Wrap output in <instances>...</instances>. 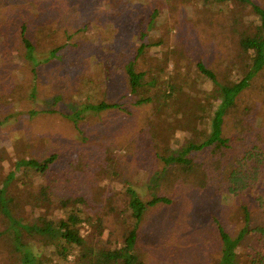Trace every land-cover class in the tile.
Returning <instances> with one entry per match:
<instances>
[{"label":"trees","instance_id":"1","mask_svg":"<svg viewBox=\"0 0 264 264\" xmlns=\"http://www.w3.org/2000/svg\"><path fill=\"white\" fill-rule=\"evenodd\" d=\"M89 1L96 0H88L83 6ZM188 1L192 12L199 18L204 35L186 32L189 24L177 10ZM101 2L115 8L112 12L114 16L109 13L103 21L113 25L110 32L113 31V43L118 48L112 46L108 59L120 60L121 64L116 68L119 77L123 78L125 93L119 101L103 98L95 102L86 100L72 112L60 111L53 105L43 110L31 109L29 114L33 116L40 111L61 113L73 122L77 139L83 144L85 141L100 142L94 137L98 136L99 128L96 133L92 130L100 126L103 119L101 122L100 118L90 116V111L128 110V106H124L127 104L148 107L144 115L137 116L133 122L123 118L122 123L143 129L137 136L136 149L141 140L145 145L137 161L146 165L153 163L155 169L149 170L147 177L131 176L134 180L123 177L126 195L120 202V197L114 192L108 193L104 199V188L98 184L93 186V193L84 190L69 195L52 190L54 197L48 195L50 186L42 185L38 197L33 191L29 192L30 195L25 191L17 190L16 194L8 191L6 187L10 181L14 182L15 171L21 169L26 177L38 172L46 173L53 189L52 176L57 172L55 166L64 158L59 153L45 158L20 157L15 161V168L0 184V264H149L141 241L143 230L150 224L154 211H166L175 206L177 211L195 195L206 192H210L211 197L217 195L221 198L240 194L241 201L236 200V203L245 222L233 235L218 217H213L222 240V254L216 264H264V223L253 225L249 211L254 202L260 211L258 218L264 221V95L256 104L246 101L249 90L264 85V0H154L153 4L141 5L134 19L136 23L132 21L131 10L137 4L132 0ZM198 2L202 8L195 6ZM167 6V25L162 23L161 26L166 30L175 27L187 41L186 47L176 45L172 54L188 67L194 66L201 78L211 85L212 110L209 115L198 112L197 118L200 129L206 132L202 141L189 139L182 144L175 140L172 145L163 139L168 107L174 110V106L187 105L185 113L195 110V104L189 99L173 97L175 83L164 79L158 84V74H162L163 67L156 68L150 64L152 69L137 68L146 59L149 47L168 41L162 36H148L149 28L154 26L161 9ZM79 10L74 0H0V36L3 38L0 52L4 62L0 66V82L7 85L9 93L26 89L29 82L24 78L13 83L16 76L8 79L7 75H3L2 70L8 69L5 63L7 57L16 58L15 55L19 56L22 52L25 59L32 61L34 75L40 63L38 53L47 51L43 61H51L53 65L78 59L79 54L71 52L74 48L68 42V29L62 30V42L60 40L58 47L47 48L53 45L52 34L58 30L56 24L64 23L65 27L71 28ZM136 30L140 32L137 47L126 38L129 32ZM204 36L205 39L202 38ZM208 37L211 41L207 40ZM221 43L227 48L225 54L219 49ZM214 55H223L219 59L221 62L225 59L224 68L215 67L217 63L208 65ZM153 73L157 76L154 77ZM58 86L66 88L67 83L58 82ZM36 89V83H33V95H36ZM151 92L155 95H150ZM60 95L61 91L57 97ZM88 97H91L90 93ZM127 112L131 113V110ZM256 112L260 116L256 117ZM12 115L11 112L0 111V125ZM89 119H94L92 127L89 126ZM96 122L99 125H95ZM136 153L139 151L136 150ZM75 154L78 156L75 157ZM67 155L80 159L81 154L72 151ZM107 156L104 152L101 160L105 163L101 165L104 172L110 168L106 163ZM143 182L147 183L146 195H142L140 190ZM44 197L46 201L42 200ZM101 199L105 200L104 206ZM31 200L39 201L43 208L33 221L27 222L23 213L25 204ZM107 221L110 223L107 224ZM113 222L114 227H111ZM118 222L124 225L120 227L116 224ZM86 226L88 229L84 233ZM247 233L252 234V239L247 237ZM243 240L248 247L244 253L239 250ZM247 240L251 241L248 243ZM33 243H37L41 251L35 249Z\"/></svg>","mask_w":264,"mask_h":264},{"label":"rangeland","instance_id":"2","mask_svg":"<svg viewBox=\"0 0 264 264\" xmlns=\"http://www.w3.org/2000/svg\"><path fill=\"white\" fill-rule=\"evenodd\" d=\"M87 1L74 0V4H78L80 9L75 15L77 18L74 25L68 28L65 27L66 24L64 23L56 24L58 30L52 34L54 35L53 45L47 48L58 47L60 40L62 42V30L68 29V33H70L68 42L74 48L71 52L79 54L78 59L65 61V63L58 62L57 65H53L51 61H43L44 56L48 53L47 51L38 53L36 55L40 63L37 66L36 75L32 71V61L25 59L22 52L19 56L15 55L16 58L7 57L6 59L5 63L8 69L2 70L3 75H7L8 79L16 76L17 79L15 78L16 80L13 83H16L18 79L23 80L26 78L29 85L24 90L9 93L7 85L0 82V111L13 113L0 125V184L2 179L8 176L9 171L15 168V161L20 157L45 158L52 153H59L64 158H61L62 160H59L61 163L55 166L57 168L56 174L54 176L49 174L53 178V189L48 182V174L38 172L33 176L31 175V177H26L21 169H17L13 176L14 182L10 181L6 187L9 192L16 194L18 190L28 192L27 195H30L29 192L33 191L34 194L40 197L38 194L40 188L42 185L47 186L48 184L50 186L47 189L49 191L48 195L54 197L55 194L51 193L52 190L69 195L78 194L84 190H90L93 193V186L98 184L104 188V199L107 198L108 193L114 192L120 197L118 199L120 202L122 197L126 195V186H123L122 183L123 177H130V179L134 175L147 177L149 176V170L155 169V167L153 169V163L146 165L137 161V158L143 152L142 147L145 145V142L141 140L139 141V148L136 149L137 136H140L143 129L139 126H125L122 123L123 118H128L133 122L137 116L144 115L148 107L124 105L125 107L128 106L131 113H128V110L118 108L103 113L88 111L89 115L94 116L95 119L100 118L101 122L103 119L101 125L93 127L92 130L96 133L99 128V132L96 133L98 136L94 135V137L100 142L85 141L83 144H81L80 139H77L73 122L61 113L40 111L33 116L29 114L31 109L43 110L53 105L60 111L72 112L86 100L95 102L103 98L108 101H119L125 93L123 78L119 77V71L116 68V66H120L121 62L118 58L108 59L112 46L114 49L118 48V45L113 43L115 41L113 31L110 32L113 25L111 22L105 24L103 21L104 17L112 13L115 8L102 3V0L89 1L83 6V3ZM132 1L137 4L131 10L132 21L136 23L134 19L139 13V9L142 8L141 5L144 3L153 4L154 0ZM191 6L190 1H188L177 12L181 17L186 18L187 24H194L191 25L192 28L187 25V33L204 35L201 24L198 23L199 18L192 12ZM195 6L202 8L200 2ZM168 11V6L163 7L156 19L157 22L155 21L154 26L149 28L148 31V36H152V38L162 36L168 41L160 46L149 47L146 52V59H143V64L137 65V68L150 67L152 69L150 64H153L156 68L163 67L162 74H158V84L164 79L175 83L176 89L173 97L189 99L191 103L195 104V110L185 113L183 112L186 107L188 108L187 105L174 106V110H169L170 106L168 107L166 123L162 130L163 139L171 142L172 145L175 140L182 144L189 139L202 141L206 137V132L200 129V122L197 118L198 112L209 115L212 110L213 100L209 95L212 92L211 85L201 78L200 74L195 71L194 66L188 67L182 59L172 54V49L176 48V45L186 47L187 41L184 36L181 37L180 32L175 27L166 30L161 26L162 23L167 25ZM110 15L114 16L113 13ZM42 29L45 31L44 26ZM139 35L140 32L138 33L136 30L135 32H129L126 38L131 45L137 47ZM202 38L205 39V36ZM2 39L0 36V41ZM184 40L185 44H183ZM207 40L211 41L209 37ZM195 41L200 45L198 40L195 39ZM218 46L225 54L227 51L226 46L223 43ZM221 56L223 55H214L208 61V65L212 66L217 63L215 67L224 68L225 59L221 62L219 59ZM3 63L2 52H0V66H3ZM153 71L155 70L153 69ZM153 76L156 77L157 75L153 73ZM74 80L75 82H73ZM62 81L67 83L66 88L58 86V82L62 83ZM108 81L110 82L107 83ZM33 83H36L37 86L36 95L31 92ZM257 83L259 84V81ZM60 91L62 96L57 97ZM88 93L91 95L90 98ZM150 95L154 96L155 94L151 92ZM262 95H264V85L257 87L255 90H249L246 101L256 104ZM56 97L58 100H56ZM127 99L130 100V98ZM170 104L172 105V102ZM255 114L256 117L260 116L258 112ZM93 120L89 119L90 127L94 125ZM83 125L84 121L82 120ZM95 125H99V123L96 122ZM136 150L139 153H136ZM72 151H79L81 160L75 159L78 154H75L74 158L66 156V153L69 154ZM104 152L108 155L106 163L110 165L107 172H104L101 167L105 164L101 161ZM99 161L101 162L97 163ZM82 167L85 169L82 170ZM27 186L29 190H26ZM147 189V183L143 182L140 186L142 195L147 194ZM239 195L232 198L229 196L221 198L217 195L211 197L210 192H206L200 196L195 195L177 211H175L177 206L168 208L166 211H154L150 224L143 230L144 236L141 241L148 263L216 264L221 258L222 240L217 233V225L213 217H218L233 235L237 234L238 230L245 224L241 219L242 211L239 210L238 203H236V200L239 203L241 201ZM104 199H101L103 206L105 205ZM42 200L46 201L47 198L44 197ZM38 203L39 201L31 200L25 204L23 214L26 220L24 221L31 222L38 216L39 211L43 208V206H40L41 203L40 205ZM52 209L56 210L55 207H52ZM249 211L253 225L257 226L264 223L263 220L258 218L260 211L254 202H252ZM109 218L111 220L110 216ZM108 223L110 221H107ZM116 224L120 227L121 224L124 225L122 222ZM110 226L114 227V222ZM87 229L86 226L83 232L86 233ZM251 235L247 233V237L252 239ZM250 241L247 240L248 243ZM33 244L36 245L35 249L40 250L37 243ZM239 250L243 253L248 250L245 240L242 241ZM71 259H73V256H71Z\"/></svg>","mask_w":264,"mask_h":264}]
</instances>
